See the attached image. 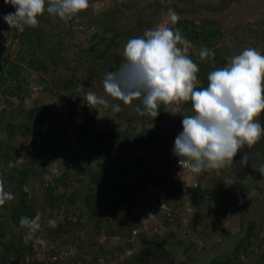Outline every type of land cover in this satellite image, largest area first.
I'll list each match as a JSON object with an SVG mask.
<instances>
[{"label":"rangeland","instance_id":"obj_1","mask_svg":"<svg viewBox=\"0 0 264 264\" xmlns=\"http://www.w3.org/2000/svg\"><path fill=\"white\" fill-rule=\"evenodd\" d=\"M218 7H220L218 10L211 9ZM172 13L179 14L180 20L184 18L190 20L193 25L189 24V28L192 27L196 30V26L204 25L211 26L216 30V34L209 39L212 42L211 48L202 41V38H193L190 40L192 47L187 50V55L189 52H193L205 62L207 58L201 59L200 50L205 47L208 49L217 47L226 56L225 66L233 56L240 54L245 48H255L264 55V0H89V7L77 13L67 22L47 13V11L38 17L39 27L45 39L43 45L37 46V53L42 58L47 56L45 61L48 68L55 67V72L59 74L60 79L76 71L82 77L81 83H78L72 90L64 88L59 95L48 96L40 93L41 89L36 86V77L32 78L33 71L31 69L23 70L21 75L26 77L28 84L31 82L29 88L32 90V94L26 96L23 107L30 108L42 104L49 107L55 106L56 124L63 123V126L66 124L67 133H72L76 128L79 134L86 133L88 138L96 135L97 132L108 129L121 132L152 130L170 138L164 145L163 152L166 154L161 152V155L166 156L163 160L178 158L172 151L174 140L182 131L183 116L195 114L192 105H186V102L163 104L161 116L153 118L151 115H141L136 111L138 106L143 109L141 100L135 99L131 104L126 105L123 101L106 96L103 93V81L100 76L104 66L116 65L120 67L124 62L123 50L128 39L142 36L146 30L157 27L177 28L178 23L172 25L170 22ZM208 21L211 23H207ZM105 24L114 26L115 29L105 32L103 29ZM113 31L118 33L117 45L107 52L108 59L96 58L91 51L87 50L95 42L91 38L94 33L110 37L113 35ZM59 37L61 38V47L56 49L57 53H52V49L49 47L57 43ZM7 43L11 58L16 59L15 54L20 46L18 40L13 39L12 41L9 38ZM102 47L103 43L97 44V48ZM51 56H58V62L51 64L49 60V57L52 58ZM88 92L103 96L110 104H118L121 111L114 113L111 107L105 108L102 105H97L96 109L92 108L86 104L85 96ZM66 96L77 99L79 104L85 102L86 106L91 108V116L85 119L83 115L75 114L71 118L70 113L68 114L69 108L64 101ZM2 97L0 95V99ZM19 110L20 108L15 106L13 114ZM79 112L83 114V110L80 108ZM10 116L7 112L5 113L6 118L11 119ZM59 125L51 126V136L46 139L47 144H41L38 147V154H42L40 158L46 163L49 162L48 158H51L54 152L64 148L58 139ZM72 137L75 138L74 133ZM6 140L7 135L4 131L0 134V141L6 143ZM261 140L256 143L258 146L263 142ZM254 145L245 146L234 157L232 165L221 169L203 170L200 174L191 172L188 178L174 177L168 170L171 175V178H167L168 188L160 189L159 192L158 188L155 189L154 185L149 184L150 186L148 185L144 192L137 197L133 210L121 200L118 192H111L108 197L112 198L113 204L117 205L116 207L111 206L112 211L118 207L119 215L114 216L116 218L108 213L110 212L108 210L107 213L100 216L101 218L95 214L89 216L86 213L80 216L82 213L79 203L81 200L80 183L86 181L80 174L81 172L75 171V164L70 162V157H68L66 161H69L71 165L70 168L68 167L69 175L73 176L71 187L68 190L76 192L78 201L76 206L71 207L70 210L66 206L67 210L58 213L60 215L56 219L46 215H43L39 220L34 218L32 221L39 224V229L34 233L29 227L23 231L17 230L16 237L13 236V231L6 223L2 214L3 209H0V221L6 227L0 240L4 243L14 240V245L17 246L19 242L16 240L19 234L24 242L31 239L33 245L36 246L34 255L36 261L42 257L43 250L46 251L45 245L49 249L58 242L62 243L58 264H77L75 259L79 257L89 264L92 255L98 259L99 263L105 262L106 257H109L107 264H213L212 261L217 257L230 256V251L245 236L250 222L253 221L255 222L254 236L250 243L243 247L248 254L239 251L237 256L240 259L231 261V264H264V150H262L264 144L263 147L261 146L262 149H253ZM21 153L19 159L22 161L25 151H21ZM142 153L146 156L147 163L151 164L152 157L148 158L147 152ZM244 153L248 155V162L246 165H241L239 161ZM34 168L39 170L40 165H35ZM77 177L82 181L76 180ZM38 180H36L37 183L34 181L35 183L29 189L32 193L30 197L38 198L40 195L42 197L46 183L41 179L42 183L39 184ZM245 180L253 185L250 193L238 200L227 201L222 194L215 193L213 190L211 192L210 190L201 191L193 196V199L186 192L188 188L198 189V184L207 188H217L219 184L235 188ZM121 183H124V187L126 185L132 188L129 178L126 179V174L122 176ZM121 188L123 189V186ZM6 190H8L7 187ZM57 192H62V187L58 188ZM154 193L158 194L156 199L153 198ZM154 200L157 204L163 200L168 208L181 207V211H184L181 217L185 220L179 219L184 226L178 225L176 218L171 221L164 220L163 212H155L151 213V216H147L146 210L153 207L152 201ZM15 202L17 203V200L13 199L3 206L7 207L10 212ZM143 217L146 218L143 219ZM137 218L141 220L137 221ZM51 220H56L57 224L63 223V227L72 226L68 233H61L60 239H57L56 242H53L50 237H46L47 232L52 228L49 224ZM134 221H137L138 224L131 227V223L133 224ZM96 223L100 224L98 232L94 230L97 227ZM129 227H131L130 230ZM134 228L137 233L133 235L131 230ZM140 229L141 231H139ZM138 232H143L142 234L148 239L159 240L162 237H167V243L159 254L154 257L150 256L143 261L139 258L144 244L141 242ZM93 252L94 254H91ZM0 256L6 258L10 263L27 264L28 262L14 249L8 252L3 246H0Z\"/></svg>","mask_w":264,"mask_h":264},{"label":"trees","instance_id":"obj_2","mask_svg":"<svg viewBox=\"0 0 264 264\" xmlns=\"http://www.w3.org/2000/svg\"><path fill=\"white\" fill-rule=\"evenodd\" d=\"M219 8L211 9L218 10ZM14 11L15 9L10 4H5L4 0H0V95L3 96L0 99V134L5 131L7 135L6 143L0 141V174L3 175L6 181L7 189L14 194V199L17 200V203H13L10 212L5 206H0V209H3L2 214L6 219V223L9 224L13 231V236L16 237L15 232L17 230L23 231L26 229V226H21L20 224L21 217L26 216L29 220H34V218L39 220L43 215H46L56 219L60 215L58 213H63L68 207L70 210L71 207L74 208L76 206L78 202L76 192L68 190L73 180V176H70L68 171V167H71L70 162L75 164V171L81 172L80 174H82V177L86 181L83 183L78 177L77 179L75 178L81 182V200L79 203L80 207H82V213H80V216L86 213L89 216L95 214L100 217L108 210L110 211L108 213L112 214L113 217H117L119 215L117 212L118 207L116 209L113 208L114 211H112L111 206L116 207L117 205L115 203L113 204L112 198L108 197L111 192H118L119 197L127 207L133 209L137 197L144 192L149 184L154 185L159 191L160 189L165 190L168 188L167 178H171L168 170L171 168L174 158L163 160L166 156L161 155V152L164 153V145L170 139L169 137L146 129L133 132L126 130L121 132L108 129L97 132L96 135L88 138L86 133L79 134L76 128L73 129L72 133H67L68 128L66 124L65 126H63V123L61 125L56 124L57 121L54 116L55 106L49 107L42 104L30 108L23 107L26 96L32 94V90L29 88L31 82L28 84L26 77L21 75L23 70L31 69L33 71L32 78L34 76L36 77V86L41 89L40 93L42 92V94L44 93L48 96L59 95L64 88L66 90L74 89L78 83H81L82 77L74 71L71 75H65L64 78L60 79L59 74L55 72V67L48 68L47 62L45 61L47 56L42 58L36 49L38 45L39 47L43 45L45 39L41 28L39 26L36 28L25 27L23 32L18 31L14 27L9 28L3 16ZM207 23L211 22L208 21ZM189 24L193 25L190 20L184 18L178 21L177 28L181 30L182 34L188 40L202 38V41L211 48L212 42L209 39L216 34V30L211 26L206 27L204 25L196 26L195 30L192 27L189 28ZM6 25L7 27H5ZM103 29L106 32L114 30L115 28L114 26L105 24ZM116 37H118V33L114 31L110 37H106L104 34L98 35L94 33L91 38L95 42L87 50L91 51L96 58L108 59L107 52L113 46L117 45ZM9 38L12 41L13 39L18 40L20 44L19 50L15 54L16 59L11 58L10 48L7 43ZM60 40L61 38L59 37L57 43L49 47V49H52V53H57L56 49L61 47ZM98 43H103V47L97 48ZM212 50H214L215 56L213 58H207L205 62L200 60L193 52L188 53L189 58L200 69L197 73L198 81L200 82L198 88L206 87L208 84V74L216 68L224 67L226 64V56L222 54L220 48L214 47ZM51 57H49L51 64L58 62V56ZM110 66L115 69L119 68L116 65ZM64 101L65 105L69 108L68 114L70 113L71 118L75 114L83 115L85 119L91 116V108L86 106L85 102L79 104L77 99H73L71 96L64 97ZM185 104L191 105V101ZM162 105L163 103L159 106V114L157 116H161ZM15 106L20 108V110L16 114H13ZM79 108L83 110V114L79 112ZM6 112L11 115V119L5 117ZM258 119L259 123L264 126V110L261 111ZM54 125H59L60 127L57 132L58 139L64 148L58 152H54L51 158H48L49 162L46 163L40 158L42 154H38V147L41 144H47L46 139L51 136L50 129ZM73 133L75 138L72 137ZM261 139V142H264V136ZM74 142L81 146L75 148L72 145ZM263 142L259 146L258 144L254 145L253 149H262ZM21 151H25V156H23L22 161L19 159L22 154ZM142 152H147L148 158L151 159L152 157L151 164L147 163V158ZM68 157H70V162L66 161ZM82 163L83 165H81ZM35 165H40V169L37 170L34 168ZM125 174L126 179L129 178L132 188L126 185L124 187V183H121L122 176ZM147 174L149 175L146 176ZM41 179L46 183V187L42 191L43 194L40 193L42 197L41 195L38 198L30 197L32 193H30L29 189L32 184L36 180H38L39 184L42 183ZM252 185L248 180L238 184L235 188L233 186L225 187L223 184H219L217 188H207L198 184V189L189 188L187 192L191 196H195L201 191L213 190L222 194L227 201H231L246 197L250 193ZM122 186L123 189L121 188ZM61 187L62 192H57V189ZM89 216L87 217L88 219ZM136 220L139 221L138 218ZM164 220L169 221L167 217H164ZM137 221H134L133 224L131 223V227L136 226L138 224ZM96 226L94 230L98 232L100 224L96 223ZM71 227V225L63 227V223L60 222L56 227H52L47 232L46 237L48 236L53 242H56L57 239H60L61 233H68ZM131 227H129V230ZM254 227L255 222H250L245 236L234 245L229 253L230 256L223 258L217 257L212 261L213 264H231V261L240 259L237 256L239 251L248 254L243 247H246L250 243L252 236H254ZM5 231L6 227L0 221V239ZM142 233L138 232L141 236V242L144 244L143 249L140 251L139 259H143L144 261L150 256L154 257L159 254L167 243V237H162L159 240L148 239ZM13 241L9 240L4 243L0 240V246H3L8 252L14 249L24 259L28 260L27 264L59 263L62 243L58 242L49 249L45 245L46 248H44L46 251L43 250L42 257L36 261L34 258L36 246L33 245L31 239L24 242L21 234H19L16 240V242H19L17 246L14 245L15 243ZM91 254H94V252ZM106 259L105 264H107L110 258L106 257ZM79 262L88 264L86 260L80 257L75 259V263ZM0 264H16V262L10 263L6 258L0 256ZM89 264H97L95 256L92 255Z\"/></svg>","mask_w":264,"mask_h":264},{"label":"clouds","instance_id":"obj_3","mask_svg":"<svg viewBox=\"0 0 264 264\" xmlns=\"http://www.w3.org/2000/svg\"><path fill=\"white\" fill-rule=\"evenodd\" d=\"M4 3L15 9L3 16L4 21L9 28L14 27L20 32L25 27H38V17L45 11L67 22L89 7V0H4ZM180 19L179 14L172 13L170 22L175 25ZM191 47V41L179 28L162 26L146 30L142 36L127 40L123 50L124 62L116 71L108 72L105 79L101 78L106 96L126 105L135 99L141 100L143 109L136 108L141 115L147 113L155 118L161 103L191 101L195 114L183 116L182 131L176 136L172 149L178 158L174 159L169 170L178 178H188L191 172L200 174L203 170L232 165L238 152L245 146L256 144L264 136V126L257 119L264 110V55L255 48H245L233 56L227 66L211 71L207 86L198 88L200 69L187 55ZM199 55L201 59L213 58L215 52L205 47ZM102 74L103 70L100 76ZM85 100L95 109L102 105L111 107L114 113L121 111L118 104H110L94 92L86 93ZM177 160L182 168L188 169L186 172L177 174L174 171L173 164ZM247 162L248 155L244 153L239 163L246 165ZM156 195L154 193V199ZM188 196L191 195L188 193ZM14 198V194L6 190V181L0 174V206ZM152 203L153 207L146 210L147 216L163 212L169 221L176 218L178 225L184 226L181 207L168 208L163 200ZM20 224L29 227L32 233L40 227L26 216L20 218ZM49 224L56 227L57 221L51 220ZM131 233L136 234V229ZM96 263L105 264L99 263L98 259Z\"/></svg>","mask_w":264,"mask_h":264},{"label":"built area","instance_id":"obj_4","mask_svg":"<svg viewBox=\"0 0 264 264\" xmlns=\"http://www.w3.org/2000/svg\"><path fill=\"white\" fill-rule=\"evenodd\" d=\"M7 27V25L5 26ZM117 69L111 67V66H106L104 69H103V74H102V77L103 79H105L106 77V74L108 72H114L116 71ZM82 144V143H81ZM75 146V148H79L81 145L77 144V143H74L73 144ZM173 169L174 171L177 173V174H181L183 172H186L188 169H185V168H182L181 165L178 163V160L173 164Z\"/></svg>","mask_w":264,"mask_h":264}]
</instances>
